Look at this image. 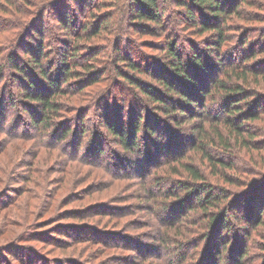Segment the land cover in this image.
<instances>
[{"label": "trees", "instance_id": "trees-1", "mask_svg": "<svg viewBox=\"0 0 264 264\" xmlns=\"http://www.w3.org/2000/svg\"><path fill=\"white\" fill-rule=\"evenodd\" d=\"M232 1L0 0V117L5 133L16 135L8 128L25 124L22 112H17L18 118L14 113L2 118L6 99L10 108L22 103L32 119L38 146L46 145L49 136H55L59 144L75 133L80 144L87 137L93 140L99 150L96 156L104 155L95 130L98 126L133 152L142 122L151 120L152 113L149 137L156 135L151 143L155 142L161 155L167 151L160 137L161 113L171 112L175 125L182 118L190 120L196 136L193 148L200 152L202 165L193 157L175 155L171 149L168 157L178 166H173L170 174L178 175V181L160 188L159 193L148 188L146 193L152 201L163 199L161 207L169 211L167 230L158 236L159 246L175 244L177 250L167 254L165 264H264V239L259 243L254 240V232L264 233V166L259 163L264 162V59L259 66L255 62L264 54L260 42L264 27L257 37L251 29L238 35L245 28L243 20L253 21V26L263 21L259 12L245 6L258 4L257 10H263L264 3L237 0L232 5ZM205 32H210L211 38L209 46L202 48L190 36ZM134 34L159 41L137 38L132 43ZM123 42L139 49L135 58L122 51ZM144 46L159 54L144 53ZM229 47L239 49L236 61L235 53L226 54ZM214 49L215 57L211 56ZM143 76L161 83L165 92L146 84ZM114 77L126 87L121 82L118 90L104 89ZM129 88L144 91L146 99ZM140 101H144L142 105ZM210 101L219 103L218 112L208 107ZM90 114L95 116L93 124L88 121ZM197 118L201 122L197 123ZM209 119L213 120V133L205 124ZM167 130L166 126L168 139ZM193 137L191 134L189 142ZM217 140L226 157L211 149ZM148 149L137 152L142 163L154 159ZM244 149L251 155L256 152L253 163L257 166L238 165L236 153L240 155ZM204 166L213 168L212 174L224 182L215 184ZM157 180L162 186L164 179ZM232 185L246 188L238 191ZM191 197L195 204L189 205ZM189 211L192 214L185 218ZM231 212L242 223L239 230L245 239L240 242L228 237L236 230L229 222ZM45 238L38 235L35 240L45 242ZM24 249L20 254L11 247L0 249V256H8H1L0 264H11L12 258L21 264H41L39 257L32 259L33 249Z\"/></svg>", "mask_w": 264, "mask_h": 264}, {"label": "rangeland", "instance_id": "rangeland-1", "mask_svg": "<svg viewBox=\"0 0 264 264\" xmlns=\"http://www.w3.org/2000/svg\"><path fill=\"white\" fill-rule=\"evenodd\" d=\"M236 1H232V5ZM262 2L264 3V0ZM245 7L249 11L259 12L263 21L259 23V26H253L251 24L253 21L243 20L245 28L238 35L240 37L246 30L251 29L255 30L257 37L263 33L261 28L264 27V9L257 10L258 4ZM191 35L192 40L197 41L202 48L209 46L207 41L211 38L210 32ZM137 38L138 41L148 39L159 41L156 37L137 34H134L130 41L137 42ZM263 40L260 41L262 44ZM138 50L135 46L131 48L128 42L122 44V51L131 52L134 58ZM143 50L149 55L159 54L145 46ZM186 50L189 52L190 48L186 47ZM225 51L232 56L235 53L233 60L236 61L235 55L239 53V49L234 50L229 47ZM211 56H216V49ZM263 59L264 54L259 55L255 60L256 66H259ZM114 78H116L114 82L110 80L104 84V89L115 87L118 90L122 83L126 87L124 81L119 82L117 77ZM142 79L146 80V84L158 86L164 91L161 83L144 76ZM128 90L135 93L137 97L146 99L144 91L132 88ZM6 97H8L7 94ZM136 102L138 103V100ZM143 102L140 101L141 105ZM218 106L219 103L213 101L208 103L213 113L218 112ZM5 109V114L1 115L2 118L8 113H14V116L18 118L17 112H22L21 121L25 124H19L13 128L8 125L10 132L16 134L11 135L1 130L0 117V249L5 250L11 247L13 248L11 251L24 253V248L29 247L35 251L32 259L39 257L41 264H165L167 254L171 255L177 250L175 244H171L170 247L159 246L158 236L162 231L167 230L165 220L170 216L169 211L161 207L163 199L152 201L146 193L148 189L153 193H159L160 188L172 187L178 181V175L170 174L173 166L178 164L172 163L173 157H168L171 153L168 154L167 151L174 149L175 155L181 156L182 153L187 155V159L193 157L202 165L200 152L193 148L196 136L194 132H191L193 125L190 120L182 118L180 124L175 125L172 116L169 115L171 112L161 113L164 119L160 137L165 142L167 156L158 155V146L154 145L155 142L151 143L156 137V135L149 137L147 126L149 121L152 123L151 120H154L152 113L151 120L142 122V130L136 141L138 146L135 144L136 149L133 152L127 151L120 140L103 126H98L95 130L99 131L98 140L104 155L96 156L94 153L97 154L99 150L94 146L93 140L87 137L80 144L75 133L59 144L55 136H49L51 138L46 140L48 141L46 145L38 146L32 119L23 111L22 103L10 108L6 99ZM94 117L90 114L89 123H94ZM197 119L195 120L197 123L202 120ZM212 122V119L205 121L210 133L214 132ZM98 124L101 122L99 121ZM166 126L170 129L167 130L168 135L170 134L168 139L164 133ZM218 126L221 129L224 127L223 123ZM20 132L21 135L17 134ZM191 134L194 137L189 142ZM217 141L211 144V149L215 153L218 151L216 154L220 152L226 157L228 154L225 148L220 140ZM147 147L155 156L154 159L147 158L148 163H142L137 152L145 153ZM251 154L246 149L240 151L241 156L237 152L238 165L249 167L252 164L253 166L255 164L253 161H256L257 157L254 156L256 152ZM230 156L233 157V155ZM259 163L264 166V162ZM204 167L207 177L215 184L224 182L212 174L213 168ZM237 174L240 175V173ZM160 177L164 179L162 186L156 184ZM232 186L237 187L238 191L246 188H240V185ZM157 196L160 195L157 194ZM193 203L195 204V200L191 197L189 205ZM186 207L184 208L187 209ZM187 213L185 218L192 214L190 211ZM235 215L231 212L228 216L231 228L233 229V226L236 228L228 237L232 236L233 241L239 238L240 242L245 237L243 231L239 230L241 220ZM172 231L174 230H170V233ZM38 235L46 236L45 242L35 240ZM262 235L264 233L254 232L255 242L259 243L263 240ZM49 236L57 239H49ZM78 236L81 237L78 238ZM162 251H165L166 255H162ZM28 253L29 250L26 252L27 256ZM12 260H10L11 264H21L15 258Z\"/></svg>", "mask_w": 264, "mask_h": 264}]
</instances>
